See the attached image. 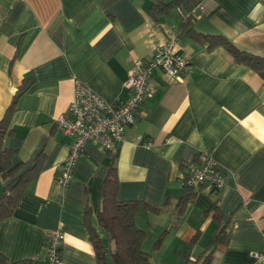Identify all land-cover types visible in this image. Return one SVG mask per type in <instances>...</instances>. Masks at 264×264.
I'll return each mask as SVG.
<instances>
[{"label":"crops","instance_id":"0c3cea01","mask_svg":"<svg viewBox=\"0 0 264 264\" xmlns=\"http://www.w3.org/2000/svg\"><path fill=\"white\" fill-rule=\"evenodd\" d=\"M150 7L151 0H0V122L30 83L16 101L5 145L15 152L12 165L45 154L39 176L0 223L8 264H45V239L56 230L64 234L60 264H96L90 227L104 248L112 247L97 225L112 165L117 199L148 207L134 220L146 232L145 252L152 241L164 248L160 257L157 249L150 254L152 263L173 264L184 255L185 264H199L221 228L211 264H264V80L224 48L206 44L222 36L264 57V0H198L192 35L179 34V10L152 19ZM172 40L188 60L184 77L155 70L154 95L116 152L86 144L71 180L60 184L72 139L55 119L69 108L74 79L109 103L125 101L133 62ZM202 154L213 158L224 184L200 186L175 226L187 166ZM5 184L0 178V194Z\"/></svg>","mask_w":264,"mask_h":264},{"label":"trees","instance_id":"16d2710c","mask_svg":"<svg viewBox=\"0 0 264 264\" xmlns=\"http://www.w3.org/2000/svg\"><path fill=\"white\" fill-rule=\"evenodd\" d=\"M197 1L176 0L167 3L166 0H151L149 15L152 19H157L175 8L179 10L184 18L179 34L192 35L194 31L190 13ZM206 44L209 49L213 47L224 48L236 63L247 66L264 80V57L240 49L222 36H212L206 39ZM179 53L181 52L179 51ZM29 85L30 83H25L17 90L11 105L0 122V178L6 182L0 194V223L11 217L28 185L39 176L45 158V154L41 152L31 162H20L12 165V158L15 152L6 148L5 145L9 134L10 120L16 110V101L20 95L27 91ZM107 152L113 153L111 151ZM117 191V172L116 167L112 165L102 186L100 207L97 213V225L106 232L112 247L109 249L104 248L96 230L90 227V241L94 248L96 264H107L108 257L111 258L112 264H152L151 255L142 249V244L146 239V232L138 228L134 220L135 215L141 208L145 207L148 209V207L142 206L138 201H119L117 199ZM195 193L196 191L188 187L186 180H184L182 195L176 206L177 221L175 226L180 223V219L185 213L188 204L194 199ZM214 208L215 205L212 210ZM153 211L158 212L155 209ZM222 231L221 228H218L210 247L198 258L197 262L199 261V264H211L213 253L222 241L220 237ZM167 232L165 230L160 234L155 243L156 247L160 246ZM0 264H8L6 257L1 253ZM19 264H31V262L23 261ZM186 264H188V261Z\"/></svg>","mask_w":264,"mask_h":264},{"label":"built area","instance_id":"2783aa9c","mask_svg":"<svg viewBox=\"0 0 264 264\" xmlns=\"http://www.w3.org/2000/svg\"><path fill=\"white\" fill-rule=\"evenodd\" d=\"M188 60L176 48V40L161 44L151 56L136 59L124 84L129 93L125 101L109 103L102 99L80 79L73 81L72 100L67 112L55 119L56 126L72 139L69 153L63 163L59 183L66 185L72 178L74 166L86 144L116 152L125 139V130L132 126L142 104L153 97L155 88L150 80L155 70L180 80L186 74ZM149 146V143H144ZM186 184L197 191L208 184L212 190L220 189L224 179L210 155L197 156L196 162L187 166ZM64 234L50 231L45 239V264H60V249Z\"/></svg>","mask_w":264,"mask_h":264},{"label":"rangeland","instance_id":"374dc122","mask_svg":"<svg viewBox=\"0 0 264 264\" xmlns=\"http://www.w3.org/2000/svg\"><path fill=\"white\" fill-rule=\"evenodd\" d=\"M154 242H155V241H152L151 243L149 242V243H150V244H149V245H150V248H149V251H148V252H149V254L152 255V258H153V256L155 255V254H153V252H154L155 249H157V250H155V251H157V252L159 251V252H158V254H156V256H157V257H160V255H163V254H161V253H162V251H163L164 248H162V247H161V248H160V247H159V248H155V247L153 246ZM185 251H186V249L184 250V253H185ZM150 252H151V253H150ZM184 253H183V254H184ZM160 259H163V258H160ZM172 263H173V264H185L184 255H183V257H182V260H179L178 258H175V259L172 260ZM107 264H112V262H111V258H110V257H108V259H107ZM152 264H156V263L153 262Z\"/></svg>","mask_w":264,"mask_h":264}]
</instances>
